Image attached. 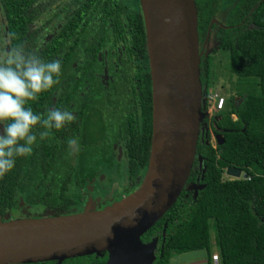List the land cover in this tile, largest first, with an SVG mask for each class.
Listing matches in <instances>:
<instances>
[{"label":"trees","instance_id":"trees-1","mask_svg":"<svg viewBox=\"0 0 264 264\" xmlns=\"http://www.w3.org/2000/svg\"><path fill=\"white\" fill-rule=\"evenodd\" d=\"M193 1L203 112L210 55L217 50L226 53L234 86L223 109L199 127L195 156L201 164L198 168L194 159L185 182L195 186V198L183 188L140 242H155L152 264H168L172 255H209L212 227L219 264H264V0ZM0 14V46L4 41L9 51L19 46L62 64L60 83L29 106L38 114L57 108L76 116L44 140L39 133L45 129L37 126L33 152L16 158L0 178V222L9 221L7 214L20 205L32 219L74 213L70 184L83 189L102 169L116 170L117 145L127 182L136 190L151 140L150 75L138 0H0ZM39 34L48 36L42 44ZM209 133L221 137V144L212 147ZM227 170L245 178L223 179ZM106 260L100 252L60 264Z\"/></svg>","mask_w":264,"mask_h":264},{"label":"water","instance_id":"water-1","mask_svg":"<svg viewBox=\"0 0 264 264\" xmlns=\"http://www.w3.org/2000/svg\"><path fill=\"white\" fill-rule=\"evenodd\" d=\"M138 2L151 88V140L142 182L133 193L100 211L0 222V264H60L100 252L107 254L105 264H152L155 242L142 244L140 237L174 203L194 159L200 167L195 145L205 100L194 1ZM226 173L235 179L241 174Z\"/></svg>","mask_w":264,"mask_h":264},{"label":"clouds","instance_id":"clouds-1","mask_svg":"<svg viewBox=\"0 0 264 264\" xmlns=\"http://www.w3.org/2000/svg\"><path fill=\"white\" fill-rule=\"evenodd\" d=\"M61 74L60 60L45 61L23 47L0 54V178L15 167L16 158L33 152L37 126L45 129L39 133V139L44 140L53 129H63L76 120L68 110L53 108L38 114L29 106L41 93L58 85Z\"/></svg>","mask_w":264,"mask_h":264},{"label":"rangeland","instance_id":"rangeland-1","mask_svg":"<svg viewBox=\"0 0 264 264\" xmlns=\"http://www.w3.org/2000/svg\"><path fill=\"white\" fill-rule=\"evenodd\" d=\"M53 27L54 24L50 27V30H53ZM208 66L209 76L206 91L208 108L206 112H204L203 118L206 120L215 118L218 112L223 109L225 100L228 95L232 94L231 90L234 86V78L229 75L226 69L225 52L217 50L215 53H212L210 55V61ZM219 99L222 100V106L220 110H217L215 106ZM238 101L239 100L237 98L234 99L235 103H237ZM217 139H221V137L209 133V144L212 147H215L217 145ZM100 173V179L95 180L94 183L86 186L82 189V191H78V189H76L73 184H70L67 194L71 199L76 201V211H74V213L70 212L68 213V215L103 210L135 191L134 189L136 188V186L127 182L126 165L124 161L120 160L119 164L116 166L115 171L107 172L101 170ZM243 175L244 174L241 173L238 178H244ZM223 179L231 180L234 179V177L230 176L229 174H226L224 175ZM184 188L185 190L193 191L195 189V186H185ZM25 210L26 208L20 205L17 207V209L10 211L6 216V219H27L28 214ZM209 238L211 244L210 248L212 250H215L217 254V250L213 245L214 233L212 227H210L209 230ZM216 254L211 253V257Z\"/></svg>","mask_w":264,"mask_h":264},{"label":"crops","instance_id":"crops-1","mask_svg":"<svg viewBox=\"0 0 264 264\" xmlns=\"http://www.w3.org/2000/svg\"><path fill=\"white\" fill-rule=\"evenodd\" d=\"M216 254L215 250L210 248L209 255ZM204 251H195L185 254L172 255L168 264H212L210 256Z\"/></svg>","mask_w":264,"mask_h":264},{"label":"flooded vegetation","instance_id":"flooded-vegetation-1","mask_svg":"<svg viewBox=\"0 0 264 264\" xmlns=\"http://www.w3.org/2000/svg\"><path fill=\"white\" fill-rule=\"evenodd\" d=\"M224 8H226V7H224ZM57 20H61V17L58 16ZM1 21H2V18H1V14H0V22ZM44 32L46 33V31H44ZM46 34H44V36L39 34V36H42V37H39V36L36 37V38H38L39 44L43 43V41L45 40V37L47 36ZM49 34H50V31H49ZM8 52H10L9 48L5 46L4 41H3V45L0 46V54H7ZM0 126H1L0 130L2 132L3 126L2 125H0ZM114 152H115V158H114L113 162H114L115 165H118L120 160L124 161L123 158H122V149H121V147L119 145L115 146L114 147ZM102 170H104V169H102ZM104 171H107V172L115 171V168H113L111 171L110 170L109 171L108 170H104ZM100 177H101V173L99 175H97L96 178L91 183L85 184L83 188H85L86 186L94 183V181L97 180V179H100ZM78 191H82V189H79Z\"/></svg>","mask_w":264,"mask_h":264},{"label":"built area","instance_id":"built-area-1","mask_svg":"<svg viewBox=\"0 0 264 264\" xmlns=\"http://www.w3.org/2000/svg\"><path fill=\"white\" fill-rule=\"evenodd\" d=\"M221 106H222V100L219 99L217 101V104H216L215 107H216L217 110H220ZM210 260H211V263L212 264H218L219 263L217 254L216 255H213L212 257L210 256Z\"/></svg>","mask_w":264,"mask_h":264}]
</instances>
